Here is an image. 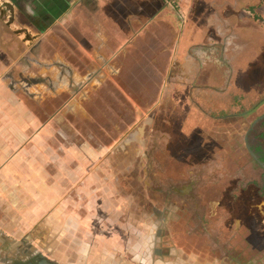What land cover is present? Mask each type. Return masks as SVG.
Listing matches in <instances>:
<instances>
[{"label": "rangeland", "instance_id": "rangeland-1", "mask_svg": "<svg viewBox=\"0 0 264 264\" xmlns=\"http://www.w3.org/2000/svg\"><path fill=\"white\" fill-rule=\"evenodd\" d=\"M170 1L157 32L124 35L132 43L113 74L89 54L95 32L72 29L48 34L37 63L14 67L10 82L30 110L16 116L32 126L22 146L30 161L18 163L45 173L43 196L60 198L40 217L46 223L34 225L37 202L25 186L14 198L0 188V264L28 249L55 264H264L261 38L248 46L254 88L229 102L207 81L213 69L186 82L178 51L191 13ZM240 33L248 32L231 40H245ZM56 54L75 70L73 81L57 78L58 65H40ZM94 71L105 75L89 78Z\"/></svg>", "mask_w": 264, "mask_h": 264}, {"label": "crops", "instance_id": "crops-1", "mask_svg": "<svg viewBox=\"0 0 264 264\" xmlns=\"http://www.w3.org/2000/svg\"><path fill=\"white\" fill-rule=\"evenodd\" d=\"M168 2L171 1L0 0V188H6L8 195L12 192L14 198V189L21 188L22 185L25 186L21 188L23 192L33 195L31 201H36L37 206L34 207L35 211H29L28 221L31 224L46 223L40 217H43L47 208L54 209L56 200L60 197L45 198L43 190L48 188L45 173L31 168L30 164L27 168H21L18 163L30 161L31 154L22 152L25 148L22 146L32 141V126L31 121L25 120L24 116L22 120L16 116L18 113L29 115L30 110L20 102L14 84L10 82L14 83V67H23L26 61H31L33 49H46L43 41L48 34L72 29L73 32H95L98 40L96 44L91 43L92 51L89 54L97 59L98 65L108 70L106 74H113L116 69L112 66L121 64V55L126 59V50L132 43L128 45L124 35L128 32H157L158 21L167 17ZM178 3L185 15L191 13L192 16V21L182 27L183 34L178 51L182 75L188 80L185 81L191 86L204 69H213L207 81L213 82L217 95L227 97L229 102L232 99L236 101L237 98L233 96L239 90L249 95L254 88V84H249V66L253 64L255 54L253 60H250L252 54L248 46L253 42L251 40L261 38L258 40L261 44L259 48L261 52L264 51V0H179ZM255 14L263 19H256ZM187 32H204V35L200 40L192 38L186 42L184 37ZM233 32L248 33H240L246 39L236 43L231 40ZM113 34L114 39H118L116 51H113L110 41ZM57 56L56 54L54 62L49 64L65 65ZM69 71L72 75L76 73L71 67ZM29 75L30 73L25 78H29ZM97 75L101 79L105 74L97 72ZM91 76L90 73L88 77ZM231 78L234 79L230 84ZM240 79H244L246 83H239ZM262 156L263 164L264 153ZM50 192L54 194V190ZM45 201L47 202L44 203ZM11 209L13 208L9 206L8 210ZM52 218H55V213Z\"/></svg>", "mask_w": 264, "mask_h": 264}, {"label": "flooded vegetation", "instance_id": "flooded-vegetation-1", "mask_svg": "<svg viewBox=\"0 0 264 264\" xmlns=\"http://www.w3.org/2000/svg\"><path fill=\"white\" fill-rule=\"evenodd\" d=\"M31 52H32L31 61H29V60H28V62L26 61V64L37 63L36 60L33 61V58H35V56H36L35 55L36 50L33 49ZM46 65L49 66V67L52 66L51 64H48V63L45 62L44 66H46ZM58 66L61 68V71L59 72V75L57 74L58 75L57 78L60 79V81H62L64 78H70V80L73 81V79H71L72 74L69 71L70 68L68 66L62 65V64L58 65ZM23 70L25 71L24 68H23ZM91 74H92V77H96L94 79H98V76H96L97 75V71L96 72H91ZM20 76H21V79L23 81H27V80L29 81L30 80V76H29V78H25L26 76H23V75H20ZM134 137L137 138L138 136L135 135ZM256 150L258 152H260L261 153L260 156H262L263 148L260 147V149H256ZM259 162H260V160H259ZM31 250L32 249H30V250L28 249V251H27L28 253H26V254H25L26 251L23 250V251H25L24 255L20 254L19 252L14 253V256H16V261H14L13 263L14 264H55V263L51 262L50 260H48L45 255L39 254V251L36 252V250H32V251ZM20 259H22V260L19 261Z\"/></svg>", "mask_w": 264, "mask_h": 264}, {"label": "trees", "instance_id": "trees-1", "mask_svg": "<svg viewBox=\"0 0 264 264\" xmlns=\"http://www.w3.org/2000/svg\"><path fill=\"white\" fill-rule=\"evenodd\" d=\"M255 18L256 19H263L260 15H258V14H255Z\"/></svg>", "mask_w": 264, "mask_h": 264}]
</instances>
